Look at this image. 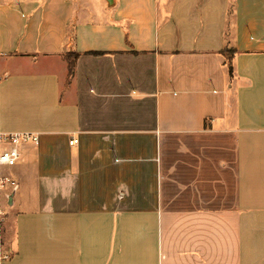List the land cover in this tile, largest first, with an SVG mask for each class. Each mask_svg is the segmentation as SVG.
<instances>
[{
    "label": "crops",
    "instance_id": "0c3cea01",
    "mask_svg": "<svg viewBox=\"0 0 264 264\" xmlns=\"http://www.w3.org/2000/svg\"><path fill=\"white\" fill-rule=\"evenodd\" d=\"M0 131V264H264V0H0Z\"/></svg>",
    "mask_w": 264,
    "mask_h": 264
},
{
    "label": "built area",
    "instance_id": "2783aa9c",
    "mask_svg": "<svg viewBox=\"0 0 264 264\" xmlns=\"http://www.w3.org/2000/svg\"><path fill=\"white\" fill-rule=\"evenodd\" d=\"M78 138L72 136L69 143L76 144ZM40 143V134L34 131H14V132H1L0 131V190L6 185L17 187L16 181L3 171L5 167H11L20 162L22 158V148L25 144ZM3 258H7L4 255Z\"/></svg>",
    "mask_w": 264,
    "mask_h": 264
},
{
    "label": "trees",
    "instance_id": "16d2710c",
    "mask_svg": "<svg viewBox=\"0 0 264 264\" xmlns=\"http://www.w3.org/2000/svg\"><path fill=\"white\" fill-rule=\"evenodd\" d=\"M223 54L226 55L227 60L229 61V68H230V72L232 73V66H231V58L233 57V55L237 52V49L235 48H225L222 50ZM95 55H102L103 52H99V51H93L92 52ZM78 56L77 53H72V54H67L66 59H67V63H68V78L67 81L70 80V78L72 77V75L74 74L75 71V59Z\"/></svg>",
    "mask_w": 264,
    "mask_h": 264
}]
</instances>
